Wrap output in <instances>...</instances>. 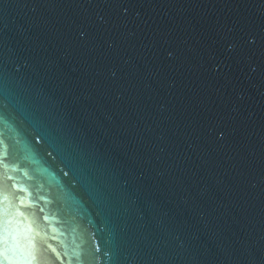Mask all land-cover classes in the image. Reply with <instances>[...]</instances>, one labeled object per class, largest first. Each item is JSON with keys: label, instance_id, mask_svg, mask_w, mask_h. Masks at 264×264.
I'll list each match as a JSON object with an SVG mask.
<instances>
[{"label": "water", "instance_id": "obj_1", "mask_svg": "<svg viewBox=\"0 0 264 264\" xmlns=\"http://www.w3.org/2000/svg\"><path fill=\"white\" fill-rule=\"evenodd\" d=\"M0 264H264V0H0Z\"/></svg>", "mask_w": 264, "mask_h": 264}]
</instances>
